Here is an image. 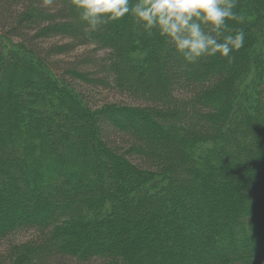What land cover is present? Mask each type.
I'll list each match as a JSON object with an SVG mask.
<instances>
[{"label":"trees","instance_id":"16d2710c","mask_svg":"<svg viewBox=\"0 0 264 264\" xmlns=\"http://www.w3.org/2000/svg\"><path fill=\"white\" fill-rule=\"evenodd\" d=\"M238 1L243 21L228 23L245 32L244 46L231 59L189 64L170 59L175 49L132 16L93 31L71 0H0V208L15 209L11 190L51 194L37 203L46 215L28 218L18 207L0 225V241L34 233L5 245L0 264H148L144 255L166 249L164 261L177 248L178 264H264L255 220L264 216V181L250 186L264 170V14ZM103 91L112 100L99 106ZM136 120L152 137L131 126ZM66 160L79 168L60 183ZM213 177L225 182L212 195L223 208L206 216L210 194L194 188ZM92 230L96 246L78 242ZM133 230L144 243L126 248Z\"/></svg>","mask_w":264,"mask_h":264},{"label":"clouds","instance_id":"9594fccd","mask_svg":"<svg viewBox=\"0 0 264 264\" xmlns=\"http://www.w3.org/2000/svg\"><path fill=\"white\" fill-rule=\"evenodd\" d=\"M237 3L238 0H71L79 10L80 21L91 30L132 16L146 36L159 35L189 64L217 54L231 59L230 54L244 46L245 32L228 23L243 21L235 10Z\"/></svg>","mask_w":264,"mask_h":264},{"label":"rangeland","instance_id":"374dc122","mask_svg":"<svg viewBox=\"0 0 264 264\" xmlns=\"http://www.w3.org/2000/svg\"><path fill=\"white\" fill-rule=\"evenodd\" d=\"M249 1H250L251 5L253 6V8L254 7L258 8L259 12L264 14V8L261 7V6L258 7V4H256L260 0H258V1L257 0H249ZM255 1H257V2L255 3ZM243 2H245V1H243ZM240 7H243V5H240V2L238 1L236 9H238ZM122 34H126V30H123ZM180 56L181 55L178 52H176L175 54H172L169 58L172 59V60L178 61V58ZM262 56H264V52L261 51V57ZM220 57H221L220 55H216L214 60H219ZM224 62H227V61H224ZM16 72L17 71L14 70V75H15ZM154 73L157 74V69L154 70ZM78 84L80 85V87L81 86L82 87H86L83 84H80V83H78ZM158 84L160 86H162L161 83L158 82V81H156L154 83V85L159 86ZM151 85H149V86H151ZM88 88L89 87H87V93L90 92V90ZM109 95H107V92L103 91L102 95L99 98V104L98 105L101 106L106 101L112 100V98L110 97L111 95L110 96ZM21 114H22V112L20 113V115ZM114 118H115V116H114ZM125 123H126L125 121L124 122L122 121V123L120 122L119 124H125ZM131 126H133L135 129H137V131H139L143 136L152 137V131L150 130L149 127L146 126V123H143L141 120H136L134 122H131ZM90 130H91V127L89 126V131ZM63 158H64V155H63ZM66 161L67 162H65V164H63L64 163V161H63L62 166L60 168V171H61L60 175L59 176L57 175V177H58L57 179L60 181V183L64 180V178H66L67 174H66L65 171L68 168H74V167L75 168H79L76 163H74L72 161H68V160H66ZM24 163H25L24 166L26 168L30 167V164H28V162H24ZM71 164H72V166H71ZM16 165H18V164H16ZM187 166L191 167L189 164H187ZM189 169H192V168H189ZM256 170L258 172L257 173L258 174V178L250 183V186L253 187V188H256L258 186V184H260L261 182L264 181V180L260 179L261 177L264 178V170H263V168L262 169L259 168V169H256ZM222 178L224 179L225 177L222 176ZM240 182H241V180H240ZM240 182H238L239 185L241 184ZM203 183H201V181L199 180L197 185H196V187L194 188V190L195 191H200V192L203 191L205 193H209L210 194V196L207 195L206 199L202 200V205L203 206L201 207V209H203L202 212H204V214L206 213V216H207L208 214H213V212L215 214V211H217V209L223 208L222 200L220 198L218 200V198H214L212 195L215 194V190L217 189V187L222 185V184H225V182H224V180H220L217 177H215V178L213 177L212 180L209 179V180L204 181ZM74 184L76 186H78L79 188H82V189L88 188V186H90L89 183L84 182V181H77ZM233 184H235V183H233ZM47 191H48V189H45V188H44V190H40V188H37L36 191H32V193H31V191H26V190H18V189H16V191L15 190H11V192H8L9 196L7 197V202L9 203V205L13 204L15 206V209L18 208V207L19 208H24L25 212L23 213V215L28 217V218L36 217L38 215H39L38 217H40V216H42L44 214L46 215L50 211V209H45L44 206L43 207H42V205L38 206V204H37V203H42L43 204V202H45L46 200L50 199L49 195H51V194H48ZM33 194H37L38 197H37L36 203L33 204L32 206H30V203L34 199V197H32ZM247 194L251 195L250 193H247ZM239 195H240V193H239ZM239 195H237L236 198H239ZM253 196L254 195H252V197ZM126 199L127 198L123 197L122 200H120L121 201L120 204H125V202L123 203L122 201H126ZM249 199H250L249 201L251 203L252 200H251V198H249ZM216 200H218V202H216ZM36 204H37V206H36ZM199 204H200V202H197L196 205L199 206ZM260 206L264 207V200H263V204H261ZM5 209H9V208H7V207L5 208L4 206L2 207V209L0 208V213H1L0 225L4 221L12 219L14 214H16V212H19V211H15V209H12V208H10V211H5ZM154 211H155V209L152 210V211H149V212L151 213V212H154ZM22 212H23V210H22ZM7 213L10 214L11 217H8ZM118 214L120 215L119 216L120 219H123L125 217V220H129L130 221L129 218H132L131 215L130 216L129 215H125L123 212H120V211L118 212ZM137 214L141 215L140 212H138ZM18 217H16V218H18ZM255 220L257 222H260L262 224L261 226H263V229H264V216H262V218H260L259 220H258V218L257 219L255 218ZM118 223H120V222L117 221L116 224H115L117 228H118ZM126 223L128 224L129 222H125L124 224H126ZM145 228H146V226H145ZM107 231H108V229H107ZM106 233H107V236L105 238H106L107 241L111 240V242H113V241H115L117 239L115 236L111 237L112 234H110L108 232H106ZM129 233H130L129 237L126 238L125 241H123L124 247L128 248V246L131 245L132 240H135V239H138V240L140 239L141 240L140 243H144L143 234L140 233V230H139V232L136 231V230H133V231H130ZM160 233H161V231H160ZM33 235H34V233L31 232V231H29V232L22 231V230L21 231H17L15 233H13L12 236L7 238V240H1L0 241V251H2L4 249L5 245L11 244V242H13V243H21V242L29 241L33 237ZM98 235H99V232L97 230H92V232H90V234H86V237H84L85 236L84 235L81 239L79 238L78 242H80L82 245H88V247H94V246H96V243L100 242V240H101L100 236H98ZM107 237H109V238H107ZM235 238H237V237L235 236ZM75 240H77V239H74V238L68 239V241H73L72 245L77 244V243H74ZM115 242H119V241L117 240ZM237 242H238V238H237L236 243ZM157 243H158V241L157 242L156 241L153 242V244H157ZM150 244H152V243L151 242H147V246H149ZM223 244L231 245L232 243H231V241L229 239H227V241L222 240L220 243H216L214 245L220 246V245H223ZM212 245L213 244H211L210 246H212ZM255 248L258 249V247H255ZM177 249H179V248H177ZM177 249L173 252V254L170 255V259L164 260L165 262L163 260L158 262V257L163 258L164 257V252H165L166 249H162L160 256H155V255H152L151 253H149L148 255H144L143 258L144 259L146 258V260H147L146 262L148 264H178L177 262H178L179 259H178L177 256H178V253H180V252ZM148 251H150L149 248H148Z\"/></svg>","mask_w":264,"mask_h":264}]
</instances>
